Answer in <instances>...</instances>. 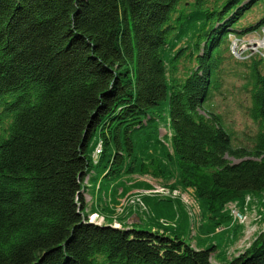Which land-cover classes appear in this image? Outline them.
Wrapping results in <instances>:
<instances>
[{
  "label": "trees",
  "instance_id": "16d2710c",
  "mask_svg": "<svg viewBox=\"0 0 264 264\" xmlns=\"http://www.w3.org/2000/svg\"><path fill=\"white\" fill-rule=\"evenodd\" d=\"M257 5L264 14V0H0V264H215L220 244L197 250L161 222L172 199L156 201L155 221L116 229L88 221L83 190L87 177L103 190L119 180L115 195L124 176L175 180L213 230L232 222L225 206L264 195V57L239 59L229 40L254 29L236 31ZM228 62L246 71L233 76L258 128L250 149L212 109ZM226 264H264V232Z\"/></svg>",
  "mask_w": 264,
  "mask_h": 264
},
{
  "label": "rangeland",
  "instance_id": "374dc122",
  "mask_svg": "<svg viewBox=\"0 0 264 264\" xmlns=\"http://www.w3.org/2000/svg\"><path fill=\"white\" fill-rule=\"evenodd\" d=\"M263 16V6L259 7V5L246 13L236 31L242 33L245 29H254L244 32L241 36L232 34L229 37L231 54L236 56V52L239 57L249 55L264 57V45L261 44L264 41V28L261 27L264 26L263 23L261 24ZM185 41L179 47L183 46ZM226 52L228 56L230 53ZM187 67V64L180 63V76ZM235 67L233 62L225 65L224 70L229 72V75L222 90L214 94L212 109L215 113L222 115L227 130L231 134L233 147L250 149L252 147L251 138L256 135L258 128L246 113V108L250 104V96L243 90L245 80L243 77L233 76L234 71L238 70L239 73L246 71L243 67L240 69ZM171 137L172 130L169 123L161 122L160 138L165 140L169 147H171ZM97 138L96 135L95 139ZM101 143L98 142L92 154L95 163L100 157L98 147ZM229 160L234 163L239 162L234 158H229ZM94 173H97V169ZM99 180L95 181L90 177L85 180L86 188L83 194L87 205V219L90 223L107 225L108 220H111L116 229L129 230L133 226L142 227L146 223L149 224L151 218L155 221L156 201L172 199L171 202L162 203L157 207L159 214L165 212L169 215L166 221L161 220V222L172 225L175 219L180 226L184 241L197 250H204L211 243L220 244L221 247L212 254L211 261L215 264H226L242 255L264 232V195L261 198L249 197L243 203L236 202L225 206L224 212L231 216L232 222L213 230V225L206 220L208 214L204 212L194 191L182 188L172 189L171 185L175 180L166 182L163 178H154L150 175L124 176L121 183L124 184L125 189L120 187L117 195L112 193V188L120 182L119 180L114 182L108 190L100 188L103 177ZM106 183L107 181L104 180V184ZM177 215L181 216L180 220Z\"/></svg>",
  "mask_w": 264,
  "mask_h": 264
},
{
  "label": "bare ground",
  "instance_id": "6f19581e",
  "mask_svg": "<svg viewBox=\"0 0 264 264\" xmlns=\"http://www.w3.org/2000/svg\"><path fill=\"white\" fill-rule=\"evenodd\" d=\"M262 45H264V41L261 43ZM99 152H98V154H101V151H102V143L99 145ZM168 192V191H167Z\"/></svg>",
  "mask_w": 264,
  "mask_h": 264
},
{
  "label": "built area",
  "instance_id": "2783aa9c",
  "mask_svg": "<svg viewBox=\"0 0 264 264\" xmlns=\"http://www.w3.org/2000/svg\"><path fill=\"white\" fill-rule=\"evenodd\" d=\"M98 152H99V148H98Z\"/></svg>",
  "mask_w": 264,
  "mask_h": 264
},
{
  "label": "water",
  "instance_id": "95a60500",
  "mask_svg": "<svg viewBox=\"0 0 264 264\" xmlns=\"http://www.w3.org/2000/svg\"><path fill=\"white\" fill-rule=\"evenodd\" d=\"M114 227V226H113ZM116 228V227H115Z\"/></svg>",
  "mask_w": 264,
  "mask_h": 264
}]
</instances>
